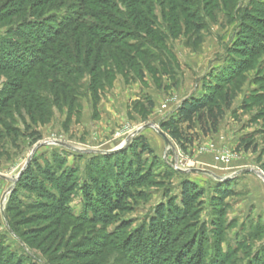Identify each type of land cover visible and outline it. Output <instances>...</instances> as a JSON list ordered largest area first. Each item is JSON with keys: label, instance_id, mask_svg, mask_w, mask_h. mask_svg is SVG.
I'll return each instance as SVG.
<instances>
[{"label": "rangeland", "instance_id": "1", "mask_svg": "<svg viewBox=\"0 0 264 264\" xmlns=\"http://www.w3.org/2000/svg\"><path fill=\"white\" fill-rule=\"evenodd\" d=\"M152 1L154 34L129 38L133 47L127 49L123 62L119 52L107 56L98 68L99 81L97 72L90 68L77 75V65L73 70L62 68V73L60 66L42 67L27 75L0 71V98L7 97L0 108V250L13 263L83 261L61 258V254L69 253L65 247L55 251L49 245L52 234L45 244L38 243L51 227L43 230L56 219L50 216L51 211L35 207L36 202L46 199L42 191L21 187L19 179L27 170L35 172L31 164L39 162L42 166L55 165L57 175L65 176L62 182L70 189L66 192L74 216L73 220L66 218L67 235L73 237L70 246L80 245L82 238L85 243L99 241L96 232L103 230L104 237L117 230L125 235L144 227L146 231L159 205L168 204L169 199H176L180 205L182 183L190 180L202 193L200 205L195 208L197 226L193 236L200 232L204 235L208 257L217 255V234L222 233L220 246L228 264H253L258 259L264 264V178L256 173L264 176V102L245 106L254 93H264V50L248 58L238 50L245 40L251 41L243 36L245 20L248 13H257L261 0H216L185 8L184 13L172 11L167 2ZM7 29L6 24L0 25V37L19 39ZM27 45L38 49L31 43ZM239 58L248 68L243 71L241 89L225 111L218 131L205 135L198 125L195 130L184 125L180 132L193 137L188 142L175 138L166 126L177 119L180 103L206 94L214 75L239 62ZM156 127L167 135L169 144ZM241 127L247 133L253 132L257 150L247 152L243 147L245 153L237 149L233 133ZM221 135L229 136L230 151L225 149ZM142 140L150 148L142 155V163L150 172L147 183L133 185L135 197L125 199L122 209L115 210L110 218L94 224L86 222L85 188L91 187V167L97 169V165L99 179L113 167L118 170L117 178L121 177V167L136 169L138 154L130 146ZM44 142L50 143L36 148ZM118 148L122 149L108 152ZM247 168L252 171H239ZM232 175L236 176L229 182H220L219 177ZM111 180L115 181L113 177ZM123 181L126 179L120 180L122 185ZM219 185H227L234 194L223 202L215 200L220 194ZM50 186L48 181L45 187ZM95 205L104 204L95 201ZM110 250L112 255L106 263L113 264L117 253Z\"/></svg>", "mask_w": 264, "mask_h": 264}, {"label": "trees", "instance_id": "2", "mask_svg": "<svg viewBox=\"0 0 264 264\" xmlns=\"http://www.w3.org/2000/svg\"><path fill=\"white\" fill-rule=\"evenodd\" d=\"M167 2L174 12L184 13L185 8L200 7L204 4L214 3L216 0H160ZM260 1V0H259ZM152 0H0V25L6 24L8 34L17 36L15 40L11 37H0V71L4 70L14 75H27L31 72L41 70L40 68H58L73 70L77 65V75L83 74L84 69L90 68L97 72L99 81V66L106 62L111 53L119 58L127 56V49L133 47L129 44V38H136L149 34L153 35V24L156 19ZM257 13H248L245 20L247 25L243 31L245 40L241 50L246 58L264 50V0L258 2ZM28 4H31L30 6ZM121 4L124 6L122 7ZM34 6V9H33ZM75 7L78 9L75 10ZM171 11V12H172ZM190 16V15H189ZM31 17L35 18L34 21ZM192 17H194L192 15ZM37 18V19H36ZM252 35H256L252 37ZM36 45L38 49H31L27 44ZM36 49V50H35ZM83 55L85 57H83ZM243 58L239 62L223 67L219 73L214 75L212 83L207 85L208 91L199 98H186L177 112V119L167 125L175 138L190 141L193 135L180 132V126L186 125L189 130H195L197 125L208 135L217 132L225 111L230 108L233 99L241 89L240 79L244 70L248 68ZM248 58V57H247ZM238 60V59H237ZM74 61V65L72 64ZM123 62V59H122ZM63 68V69H62ZM79 68V69H78ZM59 74V72H58ZM98 83V82H96ZM15 86V83L12 84ZM251 100H247L245 106L252 107L253 104L264 102V93H254ZM7 97L0 98V108L6 103ZM153 107V103H150ZM2 109H0L1 112ZM258 118V116H257ZM245 140L244 147L249 149L254 139ZM254 150L256 146L254 145ZM131 150L138 154L136 169L132 166L120 169L121 177L117 178V172L109 169L103 172L104 177L99 179L98 167H91L94 176L90 184L85 188L86 222L97 223L110 218L115 210L122 209V202L127 198H134L135 190L132 186H142L148 181L150 172L142 163V155L150 152L146 141H140L137 145H131ZM123 152V150L121 151ZM118 153H114L116 155ZM134 154V153H133ZM31 169L24 172L19 179L20 186L30 189L31 192H41L46 196L44 200L36 202L37 208L51 211L56 221L45 228L49 233L38 241L45 244L52 234L54 238L49 245L54 250L65 247L68 255L61 258H79V264H111L106 263L110 258L111 250L117 253L113 264H228L226 253L221 248L222 233L217 234V255L209 258L204 244V235L198 233L193 236L195 221V208L201 197V190L190 180L182 183L181 203L176 199H169L168 204L157 207L155 215L152 216L149 228L141 229L134 234L125 235L114 231L102 236L103 232H96L90 243L86 240L78 241L80 245L70 246L71 238L68 237V222L66 218L73 220L69 211L66 186L62 182L65 176H58V168L55 165L42 166L39 162L31 164ZM30 168V167H29ZM37 173V174H36ZM112 173H114L112 175ZM119 174V173H118ZM40 177V178H39ZM112 177L114 182H112ZM127 178L128 183H127ZM121 179L123 185L120 183ZM49 181L51 186L45 187ZM125 182L127 185H124ZM227 183L229 181H220ZM48 186V185H47ZM53 188V189H52ZM217 201L225 200L233 195V189L227 185L218 186ZM96 197V198H95ZM95 201L102 202L103 206H96ZM100 205V204H99ZM90 212L91 214H88ZM63 220V221H62ZM188 220H190L188 222ZM40 231L41 233H44ZM35 231H31L34 233ZM95 231L92 233L94 234ZM259 234V231L255 232ZM192 234V235H191ZM139 235L136 239V236ZM25 236V233L23 234ZM146 237V238H145ZM252 237V235L250 236ZM39 237H37L38 240ZM146 239V240H145ZM31 240V239H30ZM64 243V244H63ZM50 248V247H49ZM107 250V251H106ZM0 250V264H15L4 257ZM104 255L101 259L100 256ZM119 255V257H118ZM89 259V261H87ZM59 260V259H58ZM86 260V261H85ZM91 262V263H90ZM109 262V260L107 261ZM116 262V263H115ZM60 264V263H54ZM234 264V263H231ZM253 264H263L256 260Z\"/></svg>", "mask_w": 264, "mask_h": 264}, {"label": "crops", "instance_id": "3", "mask_svg": "<svg viewBox=\"0 0 264 264\" xmlns=\"http://www.w3.org/2000/svg\"><path fill=\"white\" fill-rule=\"evenodd\" d=\"M181 104L182 103H180V106H181ZM178 108H180V107H178ZM242 109V108H241ZM241 109L239 108V109H237V114H238V112L239 111H241ZM247 127V126H246ZM242 128V127H241ZM241 128L240 129H236V131L233 133V135L235 136L234 138H235V141H236V146H237V149H239V151H241V152H245V153H247V152H250L249 150L251 149V152H253V151H255L254 150V143L252 144V146L248 149V151L246 152L245 150H243V147H244V144H243V142L245 141V140H247L246 138H253L254 139V135H253V132H251V133H247V131H244V129L242 128V130H241ZM245 128V127H244ZM240 130H241V132H240ZM222 137V140H225V149L227 150V151H230L229 149V146L227 145V143H229L228 141H231L230 139H229V136L228 137H224L223 135H221ZM233 137V136H232ZM210 143H212V142H210ZM230 144V143H229ZM245 148V147H244ZM257 148V147H256ZM257 150V149H256ZM252 171L251 169H240L239 171Z\"/></svg>", "mask_w": 264, "mask_h": 264}, {"label": "water", "instance_id": "4", "mask_svg": "<svg viewBox=\"0 0 264 264\" xmlns=\"http://www.w3.org/2000/svg\"><path fill=\"white\" fill-rule=\"evenodd\" d=\"M146 126H148V125H146ZM156 129L158 130V132L162 135V137L165 139V141L169 144L170 143V141H169V139H168V137H167V135L162 131V130H160L158 127H156ZM46 143H50V142H44V143H40V144H38L37 146H36V148H38L40 145H42V144H46ZM54 143V142H53ZM56 143V142H55ZM36 148L34 149V151L36 150ZM122 148H118V149H115V150H112V151H108V152H110V153H113V152H116L117 150H121ZM30 162V158L28 159V163ZM200 171V170H199ZM22 172L23 171H21V173H20V175L18 176V179H19V177L21 176V174H22ZM260 177H263L264 178V176H263V174L261 173V172H256ZM236 175H232V176H228V177H219L221 180H224V181H229V180H231V179H233L234 177H235ZM17 179V180H18Z\"/></svg>", "mask_w": 264, "mask_h": 264}]
</instances>
